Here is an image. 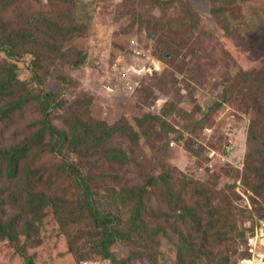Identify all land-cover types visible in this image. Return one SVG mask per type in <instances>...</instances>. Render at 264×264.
<instances>
[{
  "label": "rangeland",
  "instance_id": "obj_1",
  "mask_svg": "<svg viewBox=\"0 0 264 264\" xmlns=\"http://www.w3.org/2000/svg\"><path fill=\"white\" fill-rule=\"evenodd\" d=\"M18 1L4 16L0 11L6 27L21 30L43 14L48 19L40 34L44 41L52 20L67 28L77 25L80 31L70 35L66 30L69 39L58 43L59 52L42 51V70L31 56L10 59L0 53V69L17 64L23 90L32 94V101L9 119L3 113L12 99H0V153L39 130L33 123L43 116L34 96L43 90L58 91V99L70 102L55 115L60 129L75 102L88 96L106 101L96 108L100 117L107 112L127 116L135 132H141L135 118L166 112V124L147 120V135L137 145L131 131L100 143L102 155L105 147L117 148L121 162L103 161L102 155L94 160L72 157L86 169L96 207L120 218L123 231L133 233L131 241L120 240L111 248L112 258L103 256L101 232L82 208L85 197L78 183L51 148L38 145L30 155L34 171L29 179L0 176V221L10 227L16 220L14 232L25 230L15 240L19 248L36 264H222L232 257L235 243L244 246L241 236L249 216L264 211V0L232 5L228 0ZM216 6L232 7L226 11L232 24L228 35L219 28L222 17L215 14ZM132 41L162 61L157 70L143 64L141 74L149 76L136 95L131 94L136 90L132 82L138 80L131 81L123 58ZM84 58L85 65L75 68ZM162 177L167 178L164 185ZM195 184L203 187L202 195L193 190ZM144 186L142 220L156 231L129 225L136 205L132 193ZM41 194L59 200L61 212L48 205L43 218L30 212L31 200L40 204ZM191 209L199 212L197 220ZM189 245L195 252L181 261ZM0 264L26 262L5 240L0 241Z\"/></svg>",
  "mask_w": 264,
  "mask_h": 264
},
{
  "label": "trees",
  "instance_id": "obj_2",
  "mask_svg": "<svg viewBox=\"0 0 264 264\" xmlns=\"http://www.w3.org/2000/svg\"><path fill=\"white\" fill-rule=\"evenodd\" d=\"M229 5L239 2H247L246 0H228ZM6 3V5H4ZM19 3L18 0H0V6L4 5L0 10L2 15L4 16L8 13L11 8L15 7ZM232 7L229 6L228 9H225L221 6H216L214 8L215 14L222 17L221 25L219 28L222 32H226L228 35L232 32V24L231 18L229 16V10ZM227 11V12H226ZM41 15L35 16L32 22H29L27 26H24L21 30L13 29L12 27H6L5 21L0 20V53H5L10 59L16 57H32V63L35 67L37 64L39 70L43 69L42 53L44 50H49V52H59V42H63L69 39V36L66 33V30H69V34H76L80 31L79 27H77L75 21V27L67 28L62 21H50L49 29L46 31L49 40L44 41L41 38V32L44 25L47 24L48 19H42ZM200 16V15H199ZM62 37V39L59 38ZM60 44V43H59ZM140 47L146 51L141 45ZM124 57L126 58V62L128 66L126 67L127 71H129L130 79L138 80L139 86H137L131 94L136 95L139 90L143 89L144 81L147 79L149 74L146 72L145 74L135 73L131 70L132 63L147 65L150 68L157 70L156 68L161 67V59L156 55L152 54L150 51L147 53L146 59L136 60L135 58V50L133 48L132 43L128 44V47L124 48ZM35 62V63H34ZM86 58L82 61H77L74 63L75 68H81L85 65ZM18 68L19 66L15 63L2 67L0 69V99H5L10 101L12 99L11 107L4 110L3 119H9L11 115L17 110L24 109L25 105L28 104L31 99L28 97L32 95H28L23 90V85L18 76ZM149 68V70H150ZM153 70V72L155 71ZM116 67L112 69L110 72V80L113 85L117 83L116 77L113 75L116 72ZM39 74V72H37ZM241 78L246 80L243 75H240ZM249 76V74H247ZM113 78V79H111ZM35 81H40V78H36ZM70 94V93H69ZM130 94V93H129ZM60 93L58 91H49L43 90V92L34 96L36 100H38V109L42 119L37 122H34L33 126L38 127L39 130L35 132L33 137L28 138L26 142L22 143L20 146H14L11 150H6L0 153V176L6 177L8 179H21L27 177L29 179L30 174L34 171L32 162H31V153L36 149L38 145H46L48 148H51V154L60 157L63 161L64 169L67 171L70 177L75 179L78 183L79 188L82 190V197H85L82 208L85 209L89 213V218L93 221L97 230L101 232L102 240L100 242L101 252L103 256L108 259L112 258L111 248L121 241H128L133 239V233H125L122 229L123 223L121 219L116 217L112 212L108 213L105 211H100L96 207V200H94V191L93 187L90 184L86 173V169L81 167L77 161L72 160V157L78 156L80 159H89L94 160V158L101 157L102 151H100V143L107 144L109 142H113L117 135L124 134V132L131 131V135H133L134 144H139L142 137L147 135L145 131L147 120L154 121H162L166 124L164 114L166 112H161V114H153L150 112H145L142 118H135V121L141 123V132H135L134 127L130 123V119L127 116L114 115L110 112L106 113V117H100L98 113H96V108L99 110L104 107L106 101L99 96H88L85 98L78 99L72 111L64 117L66 122L65 129H60L55 124V115L59 111H65L67 106L70 104L68 100L58 99ZM101 107V108H100ZM49 141V142H47ZM119 150L117 148L107 149L103 151L102 159L106 162H121V155H118ZM114 155H113V154ZM264 178V173L262 175ZM167 178H161V184L164 185ZM151 185V181L147 184V186ZM147 186L142 187L137 192L134 191L132 193V198L136 200V205L133 207V211L131 213V219L129 221V225L143 231V230H153L149 229L146 225L143 218V203L145 196L147 195ZM203 189L202 186L198 184L194 185V191L197 195H202L203 192H199ZM173 187L170 190V193H173ZM2 191L0 190V193ZM28 196V195H27ZM185 196L188 197L187 192ZM39 199L40 204H35L36 202L31 200V209L30 212L34 213L35 216H39L41 218L44 217V209L45 207L51 206L55 208L58 212H61L60 201L56 198L41 194L37 197ZM67 202L66 199H63ZM202 209L203 207L199 205ZM199 212L196 209H191V216L197 220V214ZM231 216V215H230ZM183 218V217H182ZM264 211L262 213H252L248 219V225L246 229L242 230L244 232L242 234L243 244H245V237L247 231L255 232L256 230V219H263ZM220 222V221H219ZM230 220H227L223 226L224 231L228 229V225ZM17 221L15 220L9 227L8 224H4L0 221V241H9L10 243H14L16 246V250L22 255L26 264H36L35 258L32 255L28 254V251L20 249L19 242L15 240H19L24 233H19L16 229L14 232V226H16ZM213 221L209 224V229L213 228ZM234 226H232L233 228ZM203 228H201L202 230ZM160 229H158L159 231ZM153 231H156L154 229ZM13 232V233H12ZM203 234H206V231H202ZM207 239V237H205ZM241 240V241H242ZM19 245H18V244ZM241 243H235V249L233 251V256L226 259L222 264H236L238 262L243 263H251L256 260V258L244 251L240 247ZM23 246V245H22ZM201 246L204 244L201 243ZM24 247V246H23ZM194 245H189L186 247L182 253L180 254V260L184 261L186 256L192 255L194 251ZM71 250V248H69ZM116 264H123L117 262Z\"/></svg>",
  "mask_w": 264,
  "mask_h": 264
},
{
  "label": "built area",
  "instance_id": "obj_3",
  "mask_svg": "<svg viewBox=\"0 0 264 264\" xmlns=\"http://www.w3.org/2000/svg\"><path fill=\"white\" fill-rule=\"evenodd\" d=\"M133 48L135 50V58L136 60L145 59L147 57V52L144 51L138 42L132 41ZM126 60V58L123 56ZM131 70L135 73H143L145 69H143V65L132 63ZM117 70V68H116ZM119 73V71H118ZM129 73V71H128ZM113 79V78H111ZM116 84V83H115ZM131 84V83H130ZM139 86L138 82H132V85ZM136 84V85H135ZM246 241L244 246L241 247L244 251L248 252L249 254L253 255L256 260L251 263H243L238 262L236 264H252L257 262L259 264H264V218L263 219H256V230L255 232L247 231L246 232ZM83 264H112L110 261L105 263H83Z\"/></svg>",
  "mask_w": 264,
  "mask_h": 264
},
{
  "label": "crops",
  "instance_id": "obj_4",
  "mask_svg": "<svg viewBox=\"0 0 264 264\" xmlns=\"http://www.w3.org/2000/svg\"><path fill=\"white\" fill-rule=\"evenodd\" d=\"M252 264H259V263H257V262H254V263H252Z\"/></svg>",
  "mask_w": 264,
  "mask_h": 264
}]
</instances>
